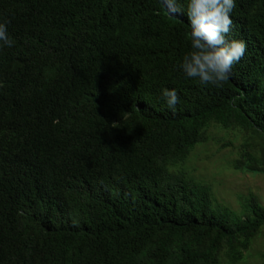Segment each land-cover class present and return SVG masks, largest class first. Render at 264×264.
<instances>
[{
    "label": "trees",
    "instance_id": "16d2710c",
    "mask_svg": "<svg viewBox=\"0 0 264 264\" xmlns=\"http://www.w3.org/2000/svg\"><path fill=\"white\" fill-rule=\"evenodd\" d=\"M186 2L0 0V264L245 261L264 206L218 203L187 163L215 126L242 139L232 169L264 175V0H235L247 50L220 86L180 68Z\"/></svg>",
    "mask_w": 264,
    "mask_h": 264
},
{
    "label": "clouds",
    "instance_id": "9594fccd",
    "mask_svg": "<svg viewBox=\"0 0 264 264\" xmlns=\"http://www.w3.org/2000/svg\"><path fill=\"white\" fill-rule=\"evenodd\" d=\"M166 15L175 17L182 10L178 0H160ZM235 0H187L186 14L190 31V51L182 58L184 74L200 85L220 86L232 76L233 65L245 55L247 45L239 39H228L232 31ZM8 21L0 22V47H12ZM167 107L176 110L180 98L175 89H163Z\"/></svg>",
    "mask_w": 264,
    "mask_h": 264
},
{
    "label": "rangeland",
    "instance_id": "374dc122",
    "mask_svg": "<svg viewBox=\"0 0 264 264\" xmlns=\"http://www.w3.org/2000/svg\"><path fill=\"white\" fill-rule=\"evenodd\" d=\"M209 136L210 140L206 144L198 146L192 152L187 168L196 179L212 187L215 199L220 204L240 211L241 198L254 194L264 206V175L241 173L231 167L242 144L238 133L213 126L209 130ZM263 263L264 229L241 264Z\"/></svg>",
    "mask_w": 264,
    "mask_h": 264
}]
</instances>
